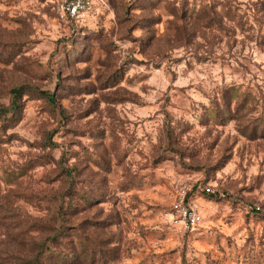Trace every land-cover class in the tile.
Listing matches in <instances>:
<instances>
[{
  "label": "rangeland",
  "instance_id": "rangeland-1",
  "mask_svg": "<svg viewBox=\"0 0 264 264\" xmlns=\"http://www.w3.org/2000/svg\"><path fill=\"white\" fill-rule=\"evenodd\" d=\"M260 1L103 0L80 23L0 0V105L55 100L0 124V264L40 243V264H264V136L242 132L264 113Z\"/></svg>",
  "mask_w": 264,
  "mask_h": 264
},
{
  "label": "trees",
  "instance_id": "trees-1",
  "mask_svg": "<svg viewBox=\"0 0 264 264\" xmlns=\"http://www.w3.org/2000/svg\"><path fill=\"white\" fill-rule=\"evenodd\" d=\"M259 5L262 6V8H264V0H261ZM215 17L216 15L211 11L210 17L208 18V20L212 22L215 20ZM218 22L220 26V21L218 20ZM263 41H264V38H263ZM229 91L230 90L228 91L223 90L221 93V95L223 96L222 98H225L224 96H227L226 94ZM29 92H35L38 94V96L45 98L49 103H52L53 105H55L54 97L49 92L40 91L37 89H30V87L23 86V85L19 87H14L8 91V94H9L8 104L0 105V124L4 125V129L6 130L12 129L19 123V121L21 120L22 113H23V103L21 100H22V97L28 94ZM231 92H233V94L237 93V96L239 94V91L237 89H232ZM246 101H248V96L242 95L240 105L244 107ZM225 107L229 110V107L227 105H225ZM244 131L247 132L246 134L250 138L252 135L255 138V136H257L258 134H261L264 136V113L261 114V116L258 119V123H256L254 126L252 123L246 127H243L242 132ZM58 168H61L59 171L63 172L61 163H59ZM63 180H64V177H63ZM50 201L54 207V209H52V212L50 211L51 212L50 221L52 222L53 227L57 226L55 227L56 229L54 228V231L56 230L55 234L50 239L53 241L56 236L60 234H64L62 230L65 228L64 225L66 221L65 216H66L67 210L65 208H68V206L66 207L67 203L65 204V197H63L62 193H58L57 196L52 197ZM64 204H65V208H64ZM73 206H74L73 208H76L75 204H73ZM32 226L41 227L43 225H41L40 223H37V224H33ZM36 250H37V253L35 257L32 260L24 262V264H40V261H39L40 257L45 252L49 251L48 246H46V243L37 244Z\"/></svg>",
  "mask_w": 264,
  "mask_h": 264
},
{
  "label": "built area",
  "instance_id": "built-area-1",
  "mask_svg": "<svg viewBox=\"0 0 264 264\" xmlns=\"http://www.w3.org/2000/svg\"><path fill=\"white\" fill-rule=\"evenodd\" d=\"M103 0H54V9L63 21L83 22L97 6H102ZM174 211L186 228H193L200 222L196 209L181 202L174 206Z\"/></svg>",
  "mask_w": 264,
  "mask_h": 264
}]
</instances>
